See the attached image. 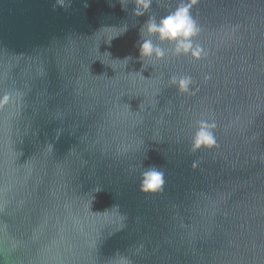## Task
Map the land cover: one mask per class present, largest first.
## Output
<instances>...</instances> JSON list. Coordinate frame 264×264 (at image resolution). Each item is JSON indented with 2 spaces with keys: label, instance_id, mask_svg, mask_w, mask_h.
<instances>
[{
  "label": "water",
  "instance_id": "1",
  "mask_svg": "<svg viewBox=\"0 0 264 264\" xmlns=\"http://www.w3.org/2000/svg\"><path fill=\"white\" fill-rule=\"evenodd\" d=\"M55 2L0 0V264H264V0H198L205 58L144 67L132 0Z\"/></svg>",
  "mask_w": 264,
  "mask_h": 264
},
{
  "label": "clouds",
  "instance_id": "2",
  "mask_svg": "<svg viewBox=\"0 0 264 264\" xmlns=\"http://www.w3.org/2000/svg\"><path fill=\"white\" fill-rule=\"evenodd\" d=\"M132 2L135 4L133 17L139 18L145 15L148 17L140 29L139 59L143 62V67L144 61H162L168 55L169 50L174 56H187L194 62L205 58L204 48L196 43L201 28L192 14V9L198 0H180L174 11L160 18L152 10L154 0H132ZM156 2L159 5V0ZM120 3L122 10H126L127 4L121 0ZM57 7L66 10L70 7V0H56L53 10ZM126 30L125 28L124 31ZM164 45H168L169 49L163 47ZM130 59L131 57L124 61L128 63ZM169 84L175 86L183 95L190 93L193 80L191 76H173ZM13 102L11 93L4 94L0 97V109ZM216 128L215 121L201 120L192 139V151L211 150L217 147ZM196 166L198 165L194 162L193 167ZM140 179V192L144 195L161 193L166 183L164 171L156 166L144 168Z\"/></svg>",
  "mask_w": 264,
  "mask_h": 264
}]
</instances>
